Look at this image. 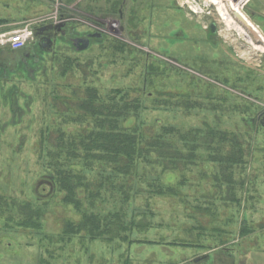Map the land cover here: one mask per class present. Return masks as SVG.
Masks as SVG:
<instances>
[{
    "label": "rangeland",
    "instance_id": "374dc122",
    "mask_svg": "<svg viewBox=\"0 0 264 264\" xmlns=\"http://www.w3.org/2000/svg\"><path fill=\"white\" fill-rule=\"evenodd\" d=\"M120 1L0 0V39L25 28L35 33L51 23H67L78 36L92 30L108 36L105 41L92 38L87 48L76 50L64 38L44 48L33 34L30 55L0 71V196L18 202L44 199L40 228L17 226L8 211L0 212V264H264V41L253 33L249 38L242 24L247 32L239 30L232 12L238 23L222 17L212 0H158L152 23H142L138 36L129 24V6L126 20L121 18ZM241 10L264 38V0H243ZM211 23L221 30L218 38L206 39ZM123 24L126 31H121ZM9 45L0 42V51ZM74 60L72 69L61 70ZM83 80L102 95L126 89L137 96L143 86L152 97L169 99L170 105L147 106L141 115L147 123L254 127L246 173L256 185L251 197L238 204L226 200V189L216 196L211 181L200 179L195 168L183 189L186 202L154 196L153 217L137 218L150 225L132 228L126 238L92 239L83 231L65 235L66 220L81 216L42 182L47 176L39 157V130L50 125L45 99L54 96L51 89L69 96L71 84L84 93ZM185 97L201 107H187ZM181 99L185 106L177 104ZM170 178L178 181L177 175ZM206 193L214 204L201 198ZM198 204L207 209L204 216L197 213Z\"/></svg>",
    "mask_w": 264,
    "mask_h": 264
},
{
    "label": "trees",
    "instance_id": "16d2710c",
    "mask_svg": "<svg viewBox=\"0 0 264 264\" xmlns=\"http://www.w3.org/2000/svg\"><path fill=\"white\" fill-rule=\"evenodd\" d=\"M75 60L61 70L72 69ZM82 84L84 93L67 86L69 96L51 89L54 96L45 99V120L50 125L39 130V157L47 176L42 182L50 186L51 194L61 193V201L81 216L78 221L66 220L65 235L83 231L92 239L126 238L132 228L150 225L137 218L153 217L154 196L186 202L183 189L190 185L187 174L195 168L200 179L211 181L216 196L226 189V200L238 204L251 197L256 185L246 173L254 127L231 130L208 122L202 127H182L160 119L147 123L141 119L147 106L170 105L169 99L152 97L143 86L136 91L139 95L132 96L126 89L102 95L93 84L84 80ZM187 101V107H201L191 98ZM177 102L186 104L182 99ZM217 109L214 104L213 110ZM54 114L56 119L51 118ZM171 175H177L178 181L173 183ZM139 197L141 204L136 202ZM201 198L214 204L209 193ZM42 200L18 202L0 196V212L8 211L17 226L40 228ZM197 207L204 216L207 209Z\"/></svg>",
    "mask_w": 264,
    "mask_h": 264
},
{
    "label": "flooded vegetation",
    "instance_id": "af4514ba",
    "mask_svg": "<svg viewBox=\"0 0 264 264\" xmlns=\"http://www.w3.org/2000/svg\"><path fill=\"white\" fill-rule=\"evenodd\" d=\"M130 3L132 4L130 5ZM160 3L161 1L158 0H121L118 10L121 18L126 20V14L128 11L127 6H129L130 15H128V20H130V27L135 29L136 35L141 36L140 34L142 33L139 34L138 32V29L140 31L142 30L140 25L147 20L152 23L151 21L154 18L155 10H158ZM131 23H134V27H132ZM49 25L51 24L46 25V28L40 27L35 32L36 39H39V45L43 46L44 48L52 46L53 42L57 41V39L64 38L66 39V41L71 42V46H73L76 50H81L87 48L91 44L92 38L99 41H103L104 39L106 40V38H108L105 33L96 30L87 32L86 36L84 37L75 35L74 31L71 30V28L66 27L68 25L67 23H65L62 31L59 34L58 32H56V30L49 29ZM220 30L221 29L217 24L211 23L209 26L205 27L206 39H210L214 35H216L214 36L215 38H218ZM121 31H126V25L123 24L121 26ZM186 37L188 36L186 35L184 39H186ZM210 41L215 43L216 47H222L221 42L218 41L217 43L212 40ZM24 55H30L29 51L27 50V46L21 50L5 49V51H0V71H5L7 63L9 64L15 60L19 61L20 59L24 58Z\"/></svg>",
    "mask_w": 264,
    "mask_h": 264
},
{
    "label": "bare ground",
    "instance_id": "6f19581e",
    "mask_svg": "<svg viewBox=\"0 0 264 264\" xmlns=\"http://www.w3.org/2000/svg\"><path fill=\"white\" fill-rule=\"evenodd\" d=\"M225 1H227L226 4L223 3ZM242 2H243V0H212V3H214L215 5H217L218 12L220 13V15L222 17H224V18H230L231 21L232 20L234 21L235 19H234V16L231 15V12L234 15V12L238 11V12L242 13V15H244L249 20V23L251 24L250 19L241 10ZM238 25L240 26L239 27V30H241L244 33L247 32V31L245 32V30L243 28L244 26H242L243 24L241 25V23L240 24L238 23ZM251 25H254V24L252 23ZM247 35H248L249 38H251V35L252 34L250 32H248Z\"/></svg>",
    "mask_w": 264,
    "mask_h": 264
},
{
    "label": "built area",
    "instance_id": "2783aa9c",
    "mask_svg": "<svg viewBox=\"0 0 264 264\" xmlns=\"http://www.w3.org/2000/svg\"><path fill=\"white\" fill-rule=\"evenodd\" d=\"M33 30L25 28L15 31L6 40L0 39L2 44L8 43L12 49H20L28 44V41L32 39Z\"/></svg>",
    "mask_w": 264,
    "mask_h": 264
},
{
    "label": "water",
    "instance_id": "95a60500",
    "mask_svg": "<svg viewBox=\"0 0 264 264\" xmlns=\"http://www.w3.org/2000/svg\"><path fill=\"white\" fill-rule=\"evenodd\" d=\"M234 15L240 21L241 24H243L245 27H247V29L250 31V33H253V35L256 36L257 39H259V37H260L263 40V37L258 33L257 28L254 25H251L252 22L250 24L249 20L244 15H242V13L236 11V12H234ZM63 26H64L63 23L56 24V25L51 24V25L48 26V28L49 29H57L59 31V30H61L63 28ZM43 28H46V27H43ZM259 41L260 40H258V43L261 42V41L260 42ZM85 47H87V46H85Z\"/></svg>",
    "mask_w": 264,
    "mask_h": 264
},
{
    "label": "crops",
    "instance_id": "0c3cea01",
    "mask_svg": "<svg viewBox=\"0 0 264 264\" xmlns=\"http://www.w3.org/2000/svg\"><path fill=\"white\" fill-rule=\"evenodd\" d=\"M81 1H82V0H75V2H79V3H81ZM72 2H73V1H72Z\"/></svg>",
    "mask_w": 264,
    "mask_h": 264
}]
</instances>
